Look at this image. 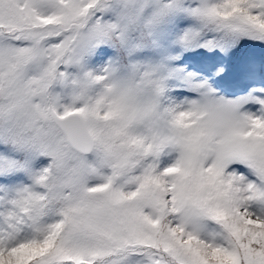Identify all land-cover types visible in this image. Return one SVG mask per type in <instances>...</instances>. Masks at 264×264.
I'll return each mask as SVG.
<instances>
[{"label": "snow or ice", "instance_id": "6c2138e0", "mask_svg": "<svg viewBox=\"0 0 264 264\" xmlns=\"http://www.w3.org/2000/svg\"><path fill=\"white\" fill-rule=\"evenodd\" d=\"M0 264H264V0H0Z\"/></svg>", "mask_w": 264, "mask_h": 264}]
</instances>
